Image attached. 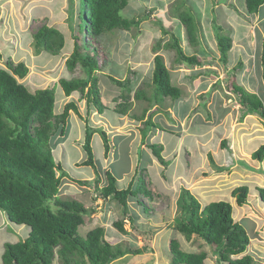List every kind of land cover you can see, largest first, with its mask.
Returning a JSON list of instances; mask_svg holds the SVG:
<instances>
[{"label": "rangeland", "instance_id": "rangeland-1", "mask_svg": "<svg viewBox=\"0 0 264 264\" xmlns=\"http://www.w3.org/2000/svg\"><path fill=\"white\" fill-rule=\"evenodd\" d=\"M151 1L153 2L148 7V9L153 10L151 19L149 21H143L140 28H134L130 32H120L118 29H115L106 32L97 41L92 39L91 35H85L86 28L79 34L77 24L78 0H7V2L6 0H0V51L3 54V59L0 60V66H5L4 62L9 58L15 62H25L29 66L30 71L21 81L32 91L39 87L53 86L56 95L54 112L59 114L63 110V105L69 102L70 99H79L78 92H74L71 96L62 94L63 89L59 84V79L62 77L67 79L90 77L88 70L82 69L80 66L74 70L66 67V60L74 50L75 35L79 34L83 38L82 49L84 52H97L96 54L98 55L103 54L104 57L106 56L105 59L98 58L100 70L96 71V75L100 80L99 86L101 94L103 95L102 102L108 108L104 110L103 114L97 113L94 109L89 115V122L91 123L89 125L97 130L94 132L92 138V146L98 171L95 172L91 166L79 164L87 158V154L82 146L86 123L72 112L67 134L64 137L53 140V153L56 160L64 165L65 171L70 177L87 180L88 182H86L87 185H80L70 180H65L64 184L60 187L57 197L63 199L66 196L65 192H68L71 198L77 197L76 199L79 198L80 201L85 198L89 200L88 204L94 209V212L86 218V222L79 228V233L83 237L86 236V233L90 229L102 225L105 228V237L113 244L127 241L132 245L144 246L146 244L154 248L155 251L153 252L154 257L152 260L155 261L157 259L158 264L169 263L170 251L168 249V243L175 238L180 241L186 251H207L209 254V263L216 264L215 254L212 253L209 245L200 237L188 236L179 231H174V234H172L171 231L168 243L163 246L166 248L164 249L162 248V235L167 234V227L155 233L150 231L153 228H149L152 225L159 224L160 220L165 217L171 218L173 221V217L179 213L176 201L181 188L184 186H189V190L198 188L200 181L197 183L194 182L198 173L206 169L207 171L214 170L217 163H209V161L204 160L206 154L209 155L210 153L212 156L215 155L216 157L213 158L217 159L223 157L225 164L231 160L232 157L230 158V156L234 150L232 149V141L227 142L229 146H232V151L222 146L224 140H229L227 136H230L233 128L237 127L236 120H234V116L236 115H233V110L236 113V109L234 108L237 104V96L229 86L235 81L240 84L244 82L251 83V81L259 84L260 80L263 82L262 72L259 69L261 66V56L259 55L263 52L261 49L263 47L261 46L262 36L264 35V5L260 8L259 13L250 14L247 10L245 0H178L185 2L195 13L197 22L200 24V38L202 42L194 50L188 43L185 28L179 24L177 19L170 16V10L174 9L173 4L177 0ZM129 4L122 11V14L127 18L142 15L147 9V4L144 1L129 0ZM74 21L76 22L72 30ZM161 21L167 29L180 34L179 36L184 50L190 54L197 52L198 56L203 58L204 64L196 66L194 69L186 63L178 66L174 62L176 58L174 50L160 51L163 53L165 62L171 71L172 83L182 89L181 99L172 100L166 97L160 104L144 100L134 101L129 115L121 117L124 118L122 123L119 124L122 125L121 128L130 126L131 123L141 125L143 121H135L131 116L133 117L134 114L141 115L147 107L148 109L144 120H147L149 115L152 114V120L159 125L148 131L147 139H151V141L156 143L157 145L155 147L158 149H160L158 145L161 144L163 147L161 153L168 162L167 169H164V166L152 154V148L149 147L148 150L146 145H141L140 143L139 146L144 148V150L141 149L139 151L141 155V166L144 169H142V172L141 170L139 171L137 178L141 182L137 180V183L142 189L141 184L144 179L146 187L153 192V195L152 197H148L144 194L145 192L142 193L143 195L140 196V199L150 207V211L146 215H143L144 219L142 218L141 221L136 222L134 227L136 231L132 230L131 223L126 219L125 228L130 233L123 235L112 225L114 219H122L124 217L122 207L114 201L101 198L99 192L95 191L97 189L94 188V178L100 179V185L103 186L106 181L105 172L107 170H111L116 176L123 175L125 171L130 170V159L125 155L126 147L123 146L122 149L113 147L114 143L119 142L118 139L125 145L129 142L122 140L124 139L121 138L122 135H117L112 138L113 135L111 136L110 128H108L111 126L113 129V125H116L115 120L117 118L111 110L113 106L115 107L113 97L116 94L113 93L112 95L106 90V88L108 89V84L112 82L110 83L108 81L109 79H107L108 77H104V74H113L121 80L130 78L133 91L139 86H142V83L151 84L150 67L152 58L155 55L154 46L158 39L157 35L160 32L157 23ZM44 24L58 28L66 37V46L58 55L51 54L47 51L38 54L35 50L33 34ZM215 24L220 25L222 32L234 39V45L229 52V65L234 68L238 62L242 61L244 63V66L241 68L234 69L231 81L223 69L221 61L217 59L220 53L219 51L217 53L216 48L214 36L216 30ZM169 37L170 34H167L164 40L167 41ZM121 48L123 51L131 50L130 57L120 61V66L115 64L114 61H108V59L112 58V53L114 52L116 56H119ZM254 51L255 54H259L258 59L257 61L256 59L250 61L248 57L253 56ZM210 56H214L215 58H211ZM257 63H259L258 66ZM114 67L116 70H114ZM254 69L258 70L256 73H259L260 76L258 82L252 78ZM94 74L91 76L92 82H95L96 77ZM262 82L260 83L261 86L264 84ZM104 83H106V88H104ZM248 85L252 89L251 85ZM97 86L95 85V87ZM243 86L247 89V85ZM228 88H230V91ZM145 90L150 95L153 92V87H145ZM78 106L85 117L87 113L85 100H78ZM236 114L238 116L240 114V117L243 116V110H240V113L238 112ZM255 115L257 119L254 118L253 121H262V117L257 114ZM114 128L116 129L113 130L112 134L122 130L117 126ZM251 128L253 130L255 129L253 126ZM140 129L139 131L143 132V128ZM100 130H105L110 138L111 148L108 157L110 155L113 158V166H111L112 163L110 164V160L104 155V141L99 134ZM139 131L137 130V136L133 142L135 148L141 138ZM251 135L260 137L251 139V137L246 136L240 143H242L246 151L254 152L260 145L264 144L263 124L262 133H253ZM188 152L191 153L190 156ZM194 152H197V154H194ZM180 156L181 159H179ZM203 160L206 163H204L203 167L197 169L199 170L197 172L195 166L200 165ZM242 163L256 166L255 163L248 161L247 158ZM139 168L141 167L139 166ZM262 169L264 170V166H262ZM91 176L93 177L91 178ZM182 178L189 182H184ZM190 181L192 183L188 185ZM119 185L120 187H124V184ZM193 194L200 199L203 205L208 201L213 202L220 199V196L215 193L204 194L205 196H203L202 191L199 189L195 190ZM227 197L225 195L224 199H227ZM220 200H223V198ZM96 201L99 204L96 205ZM131 202L132 209L138 213H141V210L144 211V208L136 206L137 203L135 201ZM53 208L55 207L53 206ZM155 211L160 212L159 217L152 215ZM237 215L238 213L236 211ZM262 219L264 221V215ZM247 221V219L243 221V224L247 227L248 234L252 238V242L246 250L247 254L256 259V264H264V222L262 239L260 240L258 238L255 240L252 235L253 233L248 228ZM142 224L146 226L143 228ZM26 228L10 221L4 211L0 209V264H2L1 256L4 250V244L23 240L26 234L24 230ZM128 255L130 258L135 256ZM138 261L143 262L147 261V259H138ZM53 264H60L57 257L54 259Z\"/></svg>", "mask_w": 264, "mask_h": 264}, {"label": "trees", "instance_id": "trees-1", "mask_svg": "<svg viewBox=\"0 0 264 264\" xmlns=\"http://www.w3.org/2000/svg\"><path fill=\"white\" fill-rule=\"evenodd\" d=\"M137 1H144L147 4V9L153 2L151 0ZM245 4L250 14H257L263 7L264 0H245ZM78 5L79 34L86 28L85 35L89 34L92 39L97 41L106 32L115 29L120 32H130L134 28H140L143 21L151 19L153 12L151 9H146L142 15L127 18L122 14V11L130 5L129 0H78ZM173 7L174 9L170 10V16L177 19L179 24L185 28L188 43L195 50L202 42L201 28L195 13L182 1L177 0ZM75 22L72 24V30ZM157 26L160 32L157 35L158 39L154 46L155 55L150 67L151 84L142 83V86L133 91L130 78L121 80L110 74H104V77H108V81L112 82L108 84V89L104 83L106 90L111 91L112 86L121 89L118 95H114L115 107L113 106L111 109L120 123L124 119L121 117L129 114L134 100L160 104L166 97L172 100L181 99L182 89L172 83L171 71L160 51L174 50L176 53L174 62L178 66L186 63L194 69L196 66L204 64L203 58H200L197 52L190 54L184 50L180 34L167 29L162 21L158 22ZM215 29L216 46L220 53L217 59L221 61L223 69L231 81L234 69L241 68L244 63L240 61L234 68L229 65V52L234 45V39L224 34L220 25L215 24ZM79 34L74 37V50L66 60V67L74 70L80 66L82 69L88 70L90 77L73 79L62 77L59 79V84L66 96L78 92V100L86 101L87 113L85 117L80 112L78 100H70L64 105L61 113H55L56 95L53 86L39 87L32 91L21 81L30 71L25 62H15L9 58L4 62L5 66L0 67V209L4 211L10 221L30 228L28 235L23 240L4 244L1 256L2 264H53L56 257L60 264H110L128 254L138 255L155 251L154 248L146 244L138 246L129 244L127 241L113 244L105 237V228L102 225L90 229L83 237L79 233V228L94 212V209L76 198L66 200L57 197L65 180L80 185H87L88 181L70 177L67 174L64 165L54 156L53 140L67 134L72 112H74L86 122L82 146L87 158L79 164L91 166L95 172L98 171L92 146V138L97 130L89 125L91 124L89 115L94 109L97 113L103 114L104 110L108 108L102 102L100 80L96 75V71L100 70L98 58L105 59L106 56L98 55L97 52H84L82 49L83 38ZM167 34H170V37L165 41ZM33 40L38 54L47 51L58 55L66 46L64 33L48 24L42 25L33 34ZM261 47H263L261 48L263 52L261 55L256 53L255 59L257 61L258 55L261 56L259 69L262 72L263 82L260 80V83H264V35ZM119 53L120 55L115 59L120 58L122 61L130 57L131 50L123 51L121 48ZM214 56L210 57L215 58ZM0 59H3L1 51ZM93 74L96 77L95 82L91 81ZM235 82H232L229 87L236 94L242 106L241 109L243 108L241 118L243 119L246 114H257L262 117L264 126V97ZM148 86L153 87V92L150 95L145 90V87ZM262 86L264 87V84ZM230 88H228L229 91ZM147 109L146 107L141 115L134 114L131 117L136 121H143L140 126L143 128L141 145H146L148 150L151 147V152L156 160L166 168L168 162L161 153L163 147L160 144L158 145L160 149H158L155 147L156 143L147 139L148 131L159 126L152 120V114L147 120H144ZM99 134L104 141V155L107 157L111 148L110 138L105 130H100ZM131 139L132 136L129 140ZM226 143L225 140L222 145L226 146ZM141 149L144 148L140 147L139 151ZM140 157L139 154V163H141ZM252 158L258 161L264 160V144L252 153ZM113 165L114 163L111 164V166ZM142 169L144 167L142 168L139 164L134 177L124 188H119L118 177L111 170L105 172L106 181L103 186L100 185V179L94 178V188L99 192V196L105 200L114 201L122 207L124 217L114 219L112 225L123 235L130 233L125 228L126 219L131 223L132 230L136 231L134 228L136 222L144 219L143 215L150 211V207L140 199L144 192L148 197L153 195V192L146 187L144 179L141 184L142 189L138 186L137 180H140L137 176L140 170L142 172ZM250 190L247 185L231 188L230 193L235 198L237 206L247 203ZM255 190L264 203V187H256ZM131 201H135L138 204L136 206L144 208V211L141 210L143 214L132 209ZM176 205L179 213L173 217V221L171 218L165 217L160 220L159 224L149 228H153L150 231L155 233L167 227V234L162 235V248L168 243L171 231L172 234L174 231H179L188 236L200 237L207 243L209 249L216 256V264H256V259L246 251L252 238L246 227L234 218V205L231 201L217 200L203 205L191 190L183 187L178 194ZM159 213L155 211L152 215L159 217ZM145 226L142 224L143 228ZM168 249L170 261L167 264H210L207 251H186L180 241L175 238L168 243Z\"/></svg>", "mask_w": 264, "mask_h": 264}, {"label": "crops", "instance_id": "crops-1", "mask_svg": "<svg viewBox=\"0 0 264 264\" xmlns=\"http://www.w3.org/2000/svg\"><path fill=\"white\" fill-rule=\"evenodd\" d=\"M6 2H7V0H6ZM114 53H112V55L114 57L112 56V58L108 59V61H114L115 64L120 66V64H121L120 58L119 59L118 58L115 59L116 55ZM217 53H218V49H217ZM256 55L257 54L254 53L253 56H250L248 58H250V61L252 59L255 60V58H256L255 56ZM114 70H116L115 67H114ZM253 71H254V73H252V78L256 82H258L259 81L258 80L259 76L256 73L257 70L254 69ZM110 75L114 76L113 74H110ZM114 77H116V76H114ZM243 77L245 78V76H243ZM241 84L242 85H247V89L248 90L253 91V92H257V93L261 94V96L264 97V89H263L264 87L262 86V88H261V84L260 83L258 84V83H254L253 81H251V83L244 82V83H241ZM248 84L251 85L252 89H250V86ZM112 87H113L112 90L109 91L111 94L115 92V94L118 95L121 92L120 91L121 90L120 87H114V86H112ZM62 94H64V91H63ZM70 100H73V99H70ZM236 102H237V104H236L234 109H236V113H238V112L240 113V110H242L243 108L241 109L242 106L239 103L238 99H237ZM85 104H86V101H85ZM64 105H63V108H64ZM86 107H87V104H86ZM233 112H234L233 115H236V116H234L235 117L234 120H236L235 123H236L237 127L233 128L232 133L230 134V136H227V139H229V140L228 141L226 140L228 143H229V141H232L233 148H232V146H229L228 143H226V146H224L227 149H230L231 151H232V149H234L232 155L231 156L229 155L230 158L232 157L231 160L227 164H225L223 162L224 161L223 157H221L220 159H217V158H213V157H216L214 154H213L214 156H212V154H210V153H209V155L206 154L205 157H204V160L209 161V163H214V164L217 163V165L215 167L217 169L214 168V170H211V171H207V169H206L205 171H202V172L198 173V175L194 179V182L197 183V182L200 181L198 183L199 187L197 186L198 188H195V189L193 188L191 191L194 192L195 190L199 189V190L202 191L203 196H205L204 194H213V193H215L218 196H220V199L223 198V200L231 201L232 204L234 205V218L237 221H239L240 223H242V224H243V221H245L247 219L248 220L247 221L248 228L253 233L252 234L253 238L255 240L259 238L261 240L262 239L263 222H264L263 219H262V216L264 215V212H263L264 203L262 202L261 198L258 196L255 188L256 187H264V170L262 169V166H264V165H262L264 163V160L263 161H258V160L253 159L252 158L253 151H246L245 147L240 142L246 136L249 137V138L251 137V139L256 138V137H260V136H252L251 134H253V133H257V134L262 133V121H258V122H257V120L253 121V119L256 118L255 114L254 115L246 114L243 117V119H242L240 117V114L238 116L235 113L234 110H233ZM81 114H82V112H81ZM82 116H83V114H82ZM116 118H117L115 120L116 121V125H113V126L114 127L117 126V127L121 128L122 125H119L121 123H120L118 117H116ZM140 126L141 125H138V123H134V124L131 123L130 126L128 125L126 127L121 128L122 130L119 131V132H116L115 134H112V133H113V130L116 129V128L113 127V129H112L111 126L108 127V128H110L111 136L113 135L112 138L114 136H117V135H122L121 138H124L122 140H125V141L129 142L128 144L125 145L124 143H122L118 139L119 142L118 143H114V146H113L115 148H121V149H122L123 146H125L126 147L125 155H126L127 158L130 159V166H129L130 170L129 171H125V173L123 175L117 176L118 177L117 183H118L119 188H124V187L128 186V184L130 183V181L132 180V178L134 177V175L136 173L137 166L139 164L141 165V163L138 162V160H139V149H140L139 145L141 143V138H140V142L138 141L139 143H138L136 148L133 145V142L135 141L136 136H137V130L139 131L138 127H140ZM251 126H253L255 129L253 130L251 128ZM139 133L141 135L140 131H139ZM248 133H249V135H247ZM130 136H132L131 140H129ZM103 151H104V148H103ZM189 153L190 152H188V155L190 156L191 153L190 154ZM194 154H197V152H194ZM223 156H224V154H223ZM245 158H247L248 161H251V162L255 163L256 166H252V164L251 165L243 164L242 162H243V160ZM112 159L113 158H111L110 155H109L108 160H110L109 161L110 164L112 163ZM179 159H181V156H180ZM182 159L184 160V158H182ZM204 160H203V162L200 165L198 164L197 166H195V170L200 169L201 167L204 166V163H206V162H204ZM140 162H141V160H140ZM145 168L147 169V167H145ZM166 169H167V167H166ZM198 171L199 170H197V172ZM92 175H94V174H92ZM92 177L93 176H91V178ZM183 181L186 182V183L189 182V181L184 180V179H183ZM191 183H192V181H190V183L188 185H190ZM119 184H124V187H120ZM238 185H247L251 189L250 193H249L248 201L243 206H236L235 203H234L235 200L231 196V193H230L231 188H233L234 186H238ZM184 187L189 188V186L188 187L184 186ZM69 194L70 193L65 192L66 196L64 195L65 197L63 199H66V200L72 199L73 197L72 198L69 197ZM225 195L228 196L227 199H224ZM74 198H77V197H74ZM86 199L87 198H85L82 201L88 207H90V205L88 204L89 200H86ZM220 199H218V200H220ZM78 200H79V198H78ZM211 200H213V199H211ZM210 202L211 201H208L207 203H210ZM95 204L97 205V204H99V202L96 201ZM236 211L238 213V215H237L238 217L236 216ZM3 222H5V221H3ZM20 226L27 227L24 230L25 233H26L24 235V238H26V236L28 235V233L30 231V228L28 226H25V225H20ZM246 229H247V227H246ZM251 242H252V240H251ZM153 257H154V253L138 254V255L133 256V258H130V256L127 255V256H124L122 258H119V259H116V260L112 261L110 264H148V263L149 264H158L157 259H155V261L152 260ZM138 259H141V260L142 259H144V260L147 259V261L140 262V261H138Z\"/></svg>", "mask_w": 264, "mask_h": 264}, {"label": "clouds", "instance_id": "clouds-1", "mask_svg": "<svg viewBox=\"0 0 264 264\" xmlns=\"http://www.w3.org/2000/svg\"><path fill=\"white\" fill-rule=\"evenodd\" d=\"M1 60V59H0ZM0 67H4V66H0ZM104 151H105V149H104ZM104 154H105V152H104ZM107 158H108V156H107ZM26 226V225H25Z\"/></svg>", "mask_w": 264, "mask_h": 264}]
</instances>
